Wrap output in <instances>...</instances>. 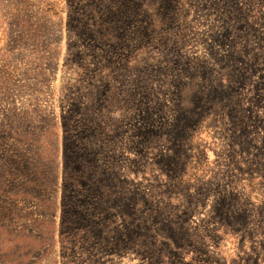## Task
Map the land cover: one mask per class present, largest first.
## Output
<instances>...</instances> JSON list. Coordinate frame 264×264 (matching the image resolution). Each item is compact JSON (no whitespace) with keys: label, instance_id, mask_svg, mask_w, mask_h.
<instances>
[{"label":"rangeland","instance_id":"374dc122","mask_svg":"<svg viewBox=\"0 0 264 264\" xmlns=\"http://www.w3.org/2000/svg\"><path fill=\"white\" fill-rule=\"evenodd\" d=\"M0 264H264V0H0Z\"/></svg>","mask_w":264,"mask_h":264},{"label":"trees","instance_id":"16d2710c","mask_svg":"<svg viewBox=\"0 0 264 264\" xmlns=\"http://www.w3.org/2000/svg\"><path fill=\"white\" fill-rule=\"evenodd\" d=\"M21 156V155H20ZM18 158H20L19 160H20V162H23V158L22 157H18ZM19 160L16 162V166H17V169L19 170V174L20 175H22V176H27V166H26V169H22L21 170V167H20V162H19ZM35 177L34 178H36V180H37V178H38V174H37V171H35V168L32 170V172H31ZM9 174H15V173H13L11 170H10V172H9ZM20 175H12V176H14V177H19Z\"/></svg>","mask_w":264,"mask_h":264}]
</instances>
